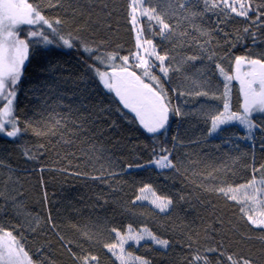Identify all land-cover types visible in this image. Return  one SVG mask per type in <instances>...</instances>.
Segmentation results:
<instances>
[{"label":"snow or ice","instance_id":"obj_1","mask_svg":"<svg viewBox=\"0 0 264 264\" xmlns=\"http://www.w3.org/2000/svg\"><path fill=\"white\" fill-rule=\"evenodd\" d=\"M203 2L206 8L210 6L212 9H219L220 14L225 15V18L235 14L248 19L252 24H264V0L259 3L257 0H203ZM149 3L150 0H129V22L135 32L134 50L129 55L120 56L118 52L99 53L98 48L90 47L78 35H73L72 31L66 35L62 34L58 26L68 21L60 17L50 19L46 16L42 7L43 0H0V134L13 139L19 137L22 131L29 130L38 137L57 134L60 121L43 126H33L32 122L25 121L22 129L21 121L15 114L18 85L24 73L25 63L29 59L31 45L39 42L48 46L57 40L61 46L69 49L79 43L85 53L89 55L98 53L94 55V59L108 69L101 71L100 68L93 67L103 87L115 94L123 109L134 114L139 126L150 134L154 141L160 136L166 137L170 116L185 115L179 105L173 104L168 89L165 88V83L170 79V73L179 72L181 69L173 65L172 61L175 57L170 56L167 51L162 53L157 48L154 37L160 36L165 40L176 35L186 37L187 31L177 33L176 28L179 24L169 23L165 18L167 14H162L155 7L148 6ZM197 3L198 0H180L179 8L189 13L183 19H194L201 15L194 10ZM185 4L189 7L185 8ZM61 6V0H55V2L48 0L46 4L49 9ZM80 15L84 13L81 12ZM108 15L110 16L111 13ZM145 21L148 23L149 35H145ZM192 26L195 27V25ZM79 30L76 29V31ZM198 31L202 36L208 37L204 44L200 45L201 49L208 51L205 45L211 43V33L203 29ZM244 32L248 33L249 29L245 28ZM214 55V52L209 54L208 59L213 60ZM186 59L192 61L197 57L190 56ZM233 61L231 72L220 64H216L218 74L223 78V91L220 95L212 93L211 98L222 101V110L208 117L210 127L207 135L219 134L225 127L235 125L244 130L245 134L241 138L252 141L257 131H264L262 127L264 125V56L252 58L241 55L235 56ZM233 81L238 82L241 94L242 103L239 111H233L231 106ZM172 91L180 96L194 94L208 97L210 95L209 91L202 90L200 87H197L195 92L178 91L176 88ZM173 139L176 140V137ZM25 155L29 159L36 158L30 155L27 149ZM152 155L153 159L146 165L138 164L136 167L178 170L170 149L163 145L158 150L154 147ZM128 167L131 168L132 165ZM261 169H264V165H261ZM216 191L241 205L242 216L250 226H254L262 233L256 237L262 248L258 253L249 249L246 253L226 254L221 243L219 247L206 248L203 255H195L194 264H213L208 257L209 253H216L221 259L226 257L227 264H264V176L257 180L254 174L253 179L247 184L220 187ZM137 201H148L162 213L166 212L172 204L171 199L157 195L150 184H144L139 188V194L136 195L133 204ZM32 230L35 231V227ZM112 231L116 235V241L105 244L104 248L115 257L119 264H151L149 259L127 251L125 246L129 242L138 246L141 241H148L161 249H167L170 244L169 240L156 235L147 226L137 229L130 224L123 233L117 229ZM87 238L91 239V237ZM60 239L63 241V237ZM245 239L251 240L253 237L246 236ZM39 251L42 255L43 250ZM68 252L77 264H100L99 256L90 252L84 251L78 255L72 251L71 247H68ZM0 264H40V262L33 260L29 255L23 237H18L12 231L0 227ZM215 264H221L220 259L216 260Z\"/></svg>","mask_w":264,"mask_h":264}]
</instances>
